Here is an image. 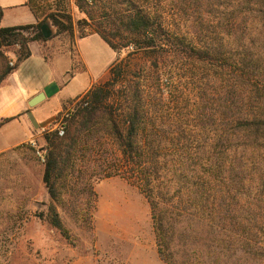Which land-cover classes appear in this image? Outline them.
<instances>
[{"label": "trees", "instance_id": "16d2710c", "mask_svg": "<svg viewBox=\"0 0 264 264\" xmlns=\"http://www.w3.org/2000/svg\"><path fill=\"white\" fill-rule=\"evenodd\" d=\"M26 5L36 16L37 24L2 27L4 9L0 6V87L32 56V42L48 41L42 32L47 21L56 28L57 35H74L78 31L83 39L96 34L117 54L126 53L124 59L154 54V66L159 71V63H166V70L154 74L146 64L141 72L152 74V93L156 91L157 98H164L168 91L173 94L175 74L186 62L207 74L199 80L195 114L203 129L214 136L201 166L206 172L197 170L198 181L192 182L190 171L180 168L176 171L178 184L188 188L182 190L186 198L200 202L196 208L202 206V217L214 226L223 245L259 248L260 217L252 205H257L259 194L248 161L254 152H264V0H28ZM73 6L82 16L77 21ZM217 6V17H205L206 9ZM170 11L188 17L193 32L200 37L198 42L181 34V25L171 21ZM11 49H15L16 57L13 66L7 55ZM122 61L118 55L109 81L94 85L83 96L65 103L64 109L80 100L63 137L57 132L45 134L43 181L51 203L47 212L35 216L73 243L58 210L62 189L74 171L81 136L105 122L123 153L124 177L149 201L158 254L164 262L173 264L165 209L158 206L153 193L151 197L149 179L135 155L139 141L134 139L146 125L145 83L150 80L143 74H139L141 82H136V78L124 80L127 74ZM212 86L218 89L211 95L208 88ZM12 120L4 119L0 127ZM116 175L122 174L113 170L105 177ZM86 190L95 195L92 187ZM242 196L253 202L242 203Z\"/></svg>", "mask_w": 264, "mask_h": 264}, {"label": "rangeland", "instance_id": "374dc122", "mask_svg": "<svg viewBox=\"0 0 264 264\" xmlns=\"http://www.w3.org/2000/svg\"><path fill=\"white\" fill-rule=\"evenodd\" d=\"M219 12L217 6L206 9L204 15L217 17ZM73 13L76 21L82 18L74 6ZM169 17L181 25V34L195 43L199 41L187 16L170 11ZM51 28L53 36L40 44L46 59L67 63L69 76H73L85 69L83 55L95 85L111 79L110 69L118 55L127 74L124 80L136 78V82H141L139 74L152 79V74L141 72L147 65L154 74H162L167 68L166 63L160 62L157 70L154 54L124 59L126 53L117 54L98 36L82 40L78 31L74 35H57L56 28L52 25ZM14 53L15 49H11L7 55L15 62ZM180 67L174 77L173 94L168 91L164 98H157L156 91L152 93V80L145 83L146 125L134 139L139 141L136 161L149 179L151 197L153 193L158 206L165 209L173 264H264L263 150L248 155L252 157L249 168L255 173L253 179L259 194L257 205L252 204L260 217L259 248L248 250L223 245L215 235L214 226L202 217V206L196 208L199 201L186 198L182 190L188 188L178 184L176 171L180 168L190 171L192 182L198 181L197 170L206 172L201 166L214 137L195 117L199 80L207 74L190 67L188 62ZM89 81L88 74H76L61 97L79 95L87 89ZM217 89L208 88L211 95ZM59 105L56 96L32 107L36 128L30 127L26 136L18 121L0 127V264H168L158 254L149 201L124 177L123 153L105 122L81 136L74 171L62 189L58 210L73 243L35 216L47 212L51 203L43 181L44 163L37 155V150L46 149L47 142L38 127L52 122L65 110V103L61 108ZM58 109L60 112L52 119ZM113 170L122 175L106 178ZM90 187L95 195L86 190ZM241 202L248 205L253 201L242 196Z\"/></svg>", "mask_w": 264, "mask_h": 264}, {"label": "crops", "instance_id": "0c3cea01", "mask_svg": "<svg viewBox=\"0 0 264 264\" xmlns=\"http://www.w3.org/2000/svg\"><path fill=\"white\" fill-rule=\"evenodd\" d=\"M27 1L28 0H0V6L4 9L2 27L38 23L36 16L26 5ZM94 36L98 35H89L82 40ZM30 49L32 56L12 72L0 87V121L13 118L12 121L5 123L4 126L18 121L20 126L24 128L25 136L29 134L30 127L36 128L35 123H37V121L32 116L33 108L29 105V102L34 97L41 93H45L46 99L44 101H46L58 96L59 106L61 108L64 103L83 96L95 85L92 73L88 68L89 63L80 51L85 69L81 73L74 74H88L90 79L89 85L84 92L77 96L61 97L63 89L70 83L75 75L69 76L71 73L67 63H54L46 59L41 51L40 43L32 42L30 44ZM60 110L61 109H58L56 111L52 119Z\"/></svg>", "mask_w": 264, "mask_h": 264}, {"label": "built area", "instance_id": "2783aa9c", "mask_svg": "<svg viewBox=\"0 0 264 264\" xmlns=\"http://www.w3.org/2000/svg\"><path fill=\"white\" fill-rule=\"evenodd\" d=\"M14 58H16V57L14 56ZM10 65L11 66L14 65L13 60H11ZM79 102H80V100L74 101L72 104L69 105L68 108L61 111V113H59L52 122L47 123L46 125L39 127L38 132L41 134H52L54 132H57V134L60 137H63L66 133L69 120H70L73 112L75 111V108L79 104ZM46 153H47L46 149L37 150V155H38V157L42 163H45V161H46Z\"/></svg>", "mask_w": 264, "mask_h": 264}, {"label": "water", "instance_id": "95a60500", "mask_svg": "<svg viewBox=\"0 0 264 264\" xmlns=\"http://www.w3.org/2000/svg\"><path fill=\"white\" fill-rule=\"evenodd\" d=\"M42 32H43V35H44L45 39H47V40L50 39L53 36V30L51 28V24L48 21L43 24ZM45 99H46L45 93H41V94L37 95L36 97H34L29 102V105L31 107H35L36 105H38L39 103H41Z\"/></svg>", "mask_w": 264, "mask_h": 264}]
</instances>
